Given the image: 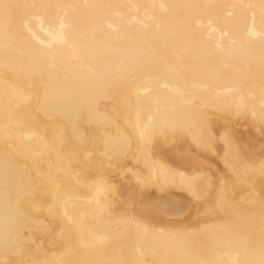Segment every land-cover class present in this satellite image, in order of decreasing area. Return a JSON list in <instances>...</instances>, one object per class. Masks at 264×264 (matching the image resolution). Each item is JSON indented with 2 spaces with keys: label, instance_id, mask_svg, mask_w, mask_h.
I'll return each instance as SVG.
<instances>
[{
  "label": "bare ground",
  "instance_id": "1",
  "mask_svg": "<svg viewBox=\"0 0 264 264\" xmlns=\"http://www.w3.org/2000/svg\"><path fill=\"white\" fill-rule=\"evenodd\" d=\"M0 264H264V0H0Z\"/></svg>",
  "mask_w": 264,
  "mask_h": 264
}]
</instances>
